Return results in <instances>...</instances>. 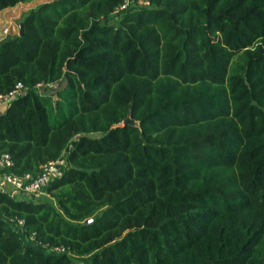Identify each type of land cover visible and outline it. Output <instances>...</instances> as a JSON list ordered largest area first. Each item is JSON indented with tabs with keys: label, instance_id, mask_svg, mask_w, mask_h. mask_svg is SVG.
<instances>
[{
	"label": "trees",
	"instance_id": "1",
	"mask_svg": "<svg viewBox=\"0 0 264 264\" xmlns=\"http://www.w3.org/2000/svg\"><path fill=\"white\" fill-rule=\"evenodd\" d=\"M147 1L50 0L0 41V172L73 142L46 196L0 191V264H264V0Z\"/></svg>",
	"mask_w": 264,
	"mask_h": 264
},
{
	"label": "built area",
	"instance_id": "2",
	"mask_svg": "<svg viewBox=\"0 0 264 264\" xmlns=\"http://www.w3.org/2000/svg\"><path fill=\"white\" fill-rule=\"evenodd\" d=\"M149 5V1L147 0H124V2L117 7L113 14L116 17H119L123 10H127L132 6H147ZM62 78H58L52 81L38 82L35 85V90L38 92L43 91H54L62 85ZM26 91V87H24L21 81L15 83L13 88L5 94H0V106H6L10 101L14 98L22 95ZM1 108V107H0ZM64 155L62 154L55 161H49L41 166V170L33 176L30 173H24L22 175H15L10 172L4 171L0 172L1 178L10 185L13 194L19 198L25 199H36V194L43 192L45 187L52 181L53 178L58 176L62 170L67 160L64 161ZM13 165V161L10 158L8 153H2L0 155V171L7 170ZM22 221L18 220V224H21ZM17 224V225H18ZM16 232H19L20 229L16 228ZM24 241L28 244H40L35 241L34 235L31 234L28 238H24ZM46 249L50 252H68L70 253L68 248L64 246H45ZM79 264H82L80 262Z\"/></svg>",
	"mask_w": 264,
	"mask_h": 264
},
{
	"label": "rangeland",
	"instance_id": "3",
	"mask_svg": "<svg viewBox=\"0 0 264 264\" xmlns=\"http://www.w3.org/2000/svg\"><path fill=\"white\" fill-rule=\"evenodd\" d=\"M47 1L50 0H30L18 3L14 7H8L3 12L0 11V41L18 33L21 17L27 10ZM118 19L119 17L112 16L108 21L117 23ZM91 135L99 136L100 133H93ZM75 261L77 260L75 259Z\"/></svg>",
	"mask_w": 264,
	"mask_h": 264
},
{
	"label": "crops",
	"instance_id": "4",
	"mask_svg": "<svg viewBox=\"0 0 264 264\" xmlns=\"http://www.w3.org/2000/svg\"><path fill=\"white\" fill-rule=\"evenodd\" d=\"M5 9H3L2 10V12L4 11ZM3 108H5V106H2L1 108H0V110H2ZM73 144V142L72 143H70V145L65 149V153H67V151H68V149H69V147L71 146ZM66 160V156L64 155V161ZM0 187L3 189V188H5V189H11V187H10V185L9 184H7L2 178H1V175H0ZM46 193L43 191V192H40V193H38V194H36L35 196H36V199H39V198H43L44 196H46L45 195Z\"/></svg>",
	"mask_w": 264,
	"mask_h": 264
},
{
	"label": "water",
	"instance_id": "5",
	"mask_svg": "<svg viewBox=\"0 0 264 264\" xmlns=\"http://www.w3.org/2000/svg\"><path fill=\"white\" fill-rule=\"evenodd\" d=\"M23 33V30H22V24L20 23L19 25V31H18V35L21 36ZM123 124H133V125H137L138 122L133 120L132 118H128L126 120L123 121ZM2 190V188L0 187V191ZM90 221V219H87L85 222L88 223Z\"/></svg>",
	"mask_w": 264,
	"mask_h": 264
}]
</instances>
